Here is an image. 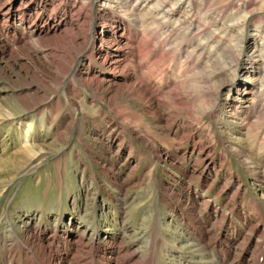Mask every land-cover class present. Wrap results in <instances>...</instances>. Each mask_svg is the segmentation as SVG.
I'll use <instances>...</instances> for the list:
<instances>
[{
	"label": "rangeland",
	"instance_id": "obj_1",
	"mask_svg": "<svg viewBox=\"0 0 264 264\" xmlns=\"http://www.w3.org/2000/svg\"><path fill=\"white\" fill-rule=\"evenodd\" d=\"M206 2L161 92L139 40L113 63L136 26L116 0H0V264H262L264 0Z\"/></svg>",
	"mask_w": 264,
	"mask_h": 264
},
{
	"label": "bare ground",
	"instance_id": "obj_2",
	"mask_svg": "<svg viewBox=\"0 0 264 264\" xmlns=\"http://www.w3.org/2000/svg\"><path fill=\"white\" fill-rule=\"evenodd\" d=\"M116 1L126 11H129L130 16L134 21V23L136 24V26H134L133 28H129V31L131 30L132 32H129V36L126 37L127 40L126 43L125 40L124 42L119 40V42L117 43V45H119L118 47H126L127 50L122 54V58H119V56L121 57L120 52L119 54L117 53L118 55H115L113 58V63L119 61L123 62L127 60L128 59L127 55L129 53H132L130 51L131 48L134 47L133 44L136 42V40H139L137 42L139 43L137 46V49L139 50V54H131V59L128 60H130L133 63V67L136 68V71L143 70L142 74H144L146 71L149 72L151 75L150 76L146 75L145 77L146 81L149 83L152 81V79L156 80L159 86L157 90H160L162 92L161 83L160 82L158 83V79L166 78L167 65L173 62V57L171 55L172 52H171L170 40L173 37V35L177 34L178 32L182 35V38L184 37L187 39L189 37H194V36H199L202 38L205 35L204 32L208 27V19L205 22H202L200 21L201 20L200 18L196 17V15L198 13L199 14L202 13L206 9L207 7L206 0H116ZM252 2L253 0H228V2L224 6H220L218 8L221 10L220 13L218 11H215L213 13L217 15L218 19H222L221 17L227 15L229 10L235 9L239 11L240 8L246 9L252 4ZM186 7L188 8V13L183 14L181 10L182 8H186ZM179 13L182 14L180 15ZM228 16L234 17V16H230L229 14ZM239 23L240 21H234L230 25L227 24L225 28H227L226 30L230 31L234 27H236ZM243 23L244 22H242L241 24L246 27V23L244 24ZM139 27H141L144 30V32L148 31V35L140 33ZM158 30L160 32L164 30L163 39L165 38L167 43L169 42L167 45L169 47L167 52L162 53V55L159 54L161 46L160 49H156L153 45V36L155 35V31ZM214 36L215 34L211 35L209 38L205 37L203 41L197 44L196 48H194L190 54L207 53L208 46L211 44L212 37ZM263 49H264V41H262V49L260 51L259 49L256 51L257 56L263 55L264 53ZM225 56L228 58V60L225 59V61L222 62L219 61L221 65H225L227 62H229V58H232L228 54H226ZM260 64L264 68V60H261ZM132 75L133 74L129 75L128 78L125 79V81L126 82L131 81V79L137 76L135 75L132 77ZM132 86L133 85H130V87ZM147 88L149 87L146 86L143 89L142 88L139 89L140 91L137 92V97L142 98L144 96H147L149 94ZM149 91L151 90L149 89ZM169 94L173 97L177 96L175 92V87L174 89L170 90ZM198 250L201 249L196 248L192 250L190 253L196 252ZM64 258L65 256L63 254L59 260H57L56 258L55 261H58L57 264H61V259L63 260ZM40 259L41 258H38V263L41 264V261L48 263V260L44 258L43 260ZM38 263L35 262V264Z\"/></svg>",
	"mask_w": 264,
	"mask_h": 264
}]
</instances>
